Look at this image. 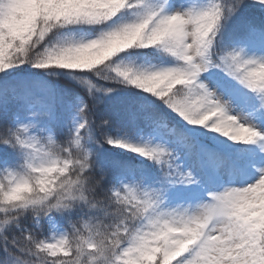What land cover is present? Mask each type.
<instances>
[{"label": "snow or ice", "instance_id": "6c2138e0", "mask_svg": "<svg viewBox=\"0 0 264 264\" xmlns=\"http://www.w3.org/2000/svg\"><path fill=\"white\" fill-rule=\"evenodd\" d=\"M0 264H264V0H0Z\"/></svg>", "mask_w": 264, "mask_h": 264}]
</instances>
